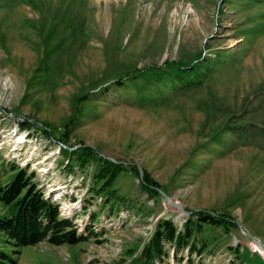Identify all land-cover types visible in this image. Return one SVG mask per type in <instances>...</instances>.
<instances>
[{"label":"rangeland","instance_id":"rangeland-1","mask_svg":"<svg viewBox=\"0 0 264 264\" xmlns=\"http://www.w3.org/2000/svg\"><path fill=\"white\" fill-rule=\"evenodd\" d=\"M166 61L195 66L196 82L140 73ZM64 132L70 150L88 146L125 171L96 186V163L61 152ZM14 166L80 233L94 215L97 234L19 248L16 264H129L159 219L181 229L188 217L164 196L228 222L204 227L202 256L168 249L162 264H264L252 240L264 245V0H0V183ZM143 171L158 195L140 187ZM0 248L10 251L1 235Z\"/></svg>","mask_w":264,"mask_h":264},{"label":"trees","instance_id":"trees-1","mask_svg":"<svg viewBox=\"0 0 264 264\" xmlns=\"http://www.w3.org/2000/svg\"><path fill=\"white\" fill-rule=\"evenodd\" d=\"M199 64H203L200 63ZM149 83L171 82L176 89L186 88L196 82L199 69L192 64L186 65L174 61H166L162 66H154L140 72ZM123 86V82H118ZM88 96L78 98V103L90 101ZM82 107H76L74 114L65 124L66 130L76 127L82 118ZM36 127L41 133L48 131L41 126H32L29 123H20V129L31 130ZM62 133L59 141L61 152L68 156L74 166L83 168L91 162L98 165L93 176V183L96 186L103 183L109 187L115 177L125 168L106 158L99 157L92 148L81 146L78 149L70 150L67 146V134ZM70 132V131H69ZM68 148H67V147ZM11 173L4 183H0V235L10 251L0 248V264H16V255L19 248L34 246L41 242H47L53 246L77 245L97 236L92 228L95 221L91 217V225L86 227L85 233H80L74 220L75 215L64 217L60 214L58 203L52 198L46 197L43 189L33 181L34 174H28L26 169L10 167ZM133 173L140 177L139 171L133 169ZM156 182L150 175L143 171L140 180L142 190L157 194ZM100 188V187H99ZM95 190V186L91 191ZM100 190H102L100 188ZM100 192V191H99ZM98 192V194H99ZM107 193L105 196L112 197ZM114 198H117L114 195ZM189 211V210H188ZM191 211V210H190ZM74 217V218H73ZM228 219L219 217L204 211L192 212L185 218L181 229L170 219L161 218L156 222L151 236L143 245L138 255L133 254L129 264H162L164 259L169 257L168 249L173 250V257L181 252H186L187 261L191 256L197 254L202 256L206 248V239L202 236L204 227H221ZM183 257L176 259L181 262Z\"/></svg>","mask_w":264,"mask_h":264},{"label":"water","instance_id":"water-1","mask_svg":"<svg viewBox=\"0 0 264 264\" xmlns=\"http://www.w3.org/2000/svg\"><path fill=\"white\" fill-rule=\"evenodd\" d=\"M166 202L170 205H172L173 207L176 208V210L184 215H191L192 212L186 211L184 208H182L181 206H179L178 204L174 203L173 201H171L167 196H164ZM252 240L256 241L258 243V245L260 246L261 250L264 252V245L256 238L252 237Z\"/></svg>","mask_w":264,"mask_h":264}]
</instances>
